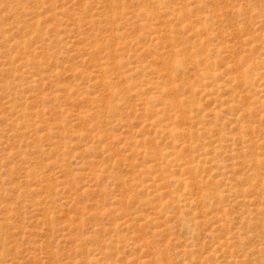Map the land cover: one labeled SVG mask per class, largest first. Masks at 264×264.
<instances>
[{"label": "rangeland", "instance_id": "1", "mask_svg": "<svg viewBox=\"0 0 264 264\" xmlns=\"http://www.w3.org/2000/svg\"><path fill=\"white\" fill-rule=\"evenodd\" d=\"M0 264H264V0H0Z\"/></svg>", "mask_w": 264, "mask_h": 264}]
</instances>
